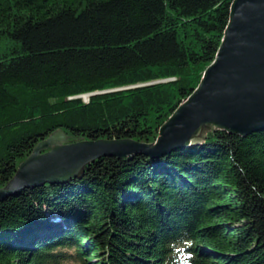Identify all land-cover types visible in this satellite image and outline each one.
<instances>
[{"label":"trees","instance_id":"16d2710c","mask_svg":"<svg viewBox=\"0 0 264 264\" xmlns=\"http://www.w3.org/2000/svg\"><path fill=\"white\" fill-rule=\"evenodd\" d=\"M230 1L0 0V185L56 128L153 140L214 58ZM185 234L191 264H264V129L102 156L0 202V264H170Z\"/></svg>","mask_w":264,"mask_h":264},{"label":"water","instance_id":"95a60500","mask_svg":"<svg viewBox=\"0 0 264 264\" xmlns=\"http://www.w3.org/2000/svg\"><path fill=\"white\" fill-rule=\"evenodd\" d=\"M216 129L241 136L264 129V0L230 1L214 58L158 126L153 140L87 139L56 128L34 144L0 185V202L26 188L81 177L85 166L99 157L143 154L154 159L199 145Z\"/></svg>","mask_w":264,"mask_h":264},{"label":"clouds","instance_id":"9594fccd","mask_svg":"<svg viewBox=\"0 0 264 264\" xmlns=\"http://www.w3.org/2000/svg\"><path fill=\"white\" fill-rule=\"evenodd\" d=\"M180 251L177 253L175 250L172 251V256L170 258V264H191L194 258L193 253L188 249L194 247V241L185 234L180 238L179 241ZM183 257V258H182Z\"/></svg>","mask_w":264,"mask_h":264},{"label":"rangeland","instance_id":"374dc122","mask_svg":"<svg viewBox=\"0 0 264 264\" xmlns=\"http://www.w3.org/2000/svg\"><path fill=\"white\" fill-rule=\"evenodd\" d=\"M81 96L83 97L84 100H87V98H86V97H88L87 94H82Z\"/></svg>","mask_w":264,"mask_h":264}]
</instances>
